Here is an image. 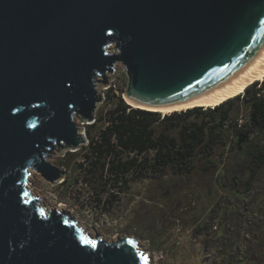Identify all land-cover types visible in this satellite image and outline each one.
Wrapping results in <instances>:
<instances>
[{
  "label": "water",
  "instance_id": "obj_1",
  "mask_svg": "<svg viewBox=\"0 0 264 264\" xmlns=\"http://www.w3.org/2000/svg\"><path fill=\"white\" fill-rule=\"evenodd\" d=\"M263 54L264 0H0V264H148L125 235L91 238L46 208L30 177H63L48 158L88 143L73 117L94 122L118 63L127 105L168 107Z\"/></svg>",
  "mask_w": 264,
  "mask_h": 264
},
{
  "label": "trees",
  "instance_id": "obj_2",
  "mask_svg": "<svg viewBox=\"0 0 264 264\" xmlns=\"http://www.w3.org/2000/svg\"><path fill=\"white\" fill-rule=\"evenodd\" d=\"M109 93L110 107L98 109L87 125L88 145L65 153H81L73 172L88 178L97 197L109 198L131 180L163 176L187 181L196 198L201 176L208 182L207 198L213 188L222 192L218 198H227L193 229L207 237L213 231L211 263L264 264V79L216 107L166 115L132 108L123 93ZM66 180L68 189L76 183ZM234 220L236 233L229 223Z\"/></svg>",
  "mask_w": 264,
  "mask_h": 264
},
{
  "label": "rangeland",
  "instance_id": "obj_3",
  "mask_svg": "<svg viewBox=\"0 0 264 264\" xmlns=\"http://www.w3.org/2000/svg\"><path fill=\"white\" fill-rule=\"evenodd\" d=\"M107 79L108 85L99 90L102 100L97 105L95 115L98 109L110 107V104L106 105L110 88L117 94L123 93L126 88L127 78L119 63ZM73 121L87 138V125L90 124L79 123L76 116ZM70 151L75 150L66 149L62 156L48 158L51 165L64 172L54 185L38 173L34 172L30 177L29 187L33 196H40L46 208L67 213L91 238L95 237L93 229L97 236L109 243L123 235L138 240L142 251H149L148 264H212L208 257L214 247L208 239L213 236V231L207 237L206 231L196 235L193 229L209 214L217 201L223 203L227 198H218L222 192L217 188L210 192L213 197L207 198L208 182L205 178L199 176L200 188L205 190L203 192L197 188L196 198L193 197L196 188L191 187L190 183L169 176L131 180L125 190L115 192L114 197H97L93 193L94 185L85 182L88 178L77 169L73 172L74 165L82 161L81 153L65 156ZM70 178L75 179L76 183L68 189V185L62 182L65 179L68 182ZM198 192H203V195L200 196ZM229 223L232 224L231 231L236 233V220Z\"/></svg>",
  "mask_w": 264,
  "mask_h": 264
},
{
  "label": "bare ground",
  "instance_id": "obj_4",
  "mask_svg": "<svg viewBox=\"0 0 264 264\" xmlns=\"http://www.w3.org/2000/svg\"><path fill=\"white\" fill-rule=\"evenodd\" d=\"M263 79H264V54L239 79L211 93H208L202 97L195 98L192 99L191 101H185L177 105L168 106V107H145V106L140 107L138 105L135 106L136 104L135 105L133 104V107H139L140 109H145L148 111L158 112L162 114L185 111L194 107H204V108L216 107L221 103L242 94L243 91L255 81H261ZM139 249L142 250L141 248Z\"/></svg>",
  "mask_w": 264,
  "mask_h": 264
},
{
  "label": "clouds",
  "instance_id": "obj_5",
  "mask_svg": "<svg viewBox=\"0 0 264 264\" xmlns=\"http://www.w3.org/2000/svg\"><path fill=\"white\" fill-rule=\"evenodd\" d=\"M262 81V80H261ZM33 198H38V197H34L33 196ZM41 207V206H40ZM85 235V234H84ZM128 239H130V237H128ZM132 239H134V238H132ZM137 245H138V247H139V242H138V240H137ZM140 248V247H139ZM148 255V254H147ZM148 262H149V258H148Z\"/></svg>",
  "mask_w": 264,
  "mask_h": 264
}]
</instances>
